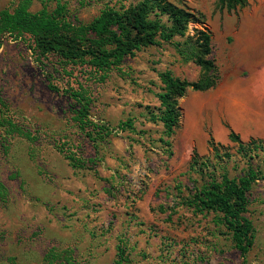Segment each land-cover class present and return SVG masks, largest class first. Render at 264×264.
<instances>
[{"label": "rangeland", "instance_id": "1", "mask_svg": "<svg viewBox=\"0 0 264 264\" xmlns=\"http://www.w3.org/2000/svg\"><path fill=\"white\" fill-rule=\"evenodd\" d=\"M57 2L71 22L87 24L106 6L131 0H0V12L20 5L52 12ZM182 3L202 16L189 31L211 33L220 79L178 100L180 123L170 139L149 120L159 108V74L193 82L200 73L172 46L141 49L94 73L37 58L28 36L0 39V264H115L119 245L128 264H264V179L252 186L254 241L245 260L218 215L195 213L186 201L203 181L190 171L193 153L215 162L210 140L223 146L231 176L249 164L264 175V150L248 160L228 139L232 130L245 145L264 143V0L233 10L220 0ZM68 88L82 92L90 118L110 130L97 147L74 122ZM127 120L132 128L121 130ZM66 157L85 166L73 168Z\"/></svg>", "mask_w": 264, "mask_h": 264}, {"label": "trees", "instance_id": "2", "mask_svg": "<svg viewBox=\"0 0 264 264\" xmlns=\"http://www.w3.org/2000/svg\"><path fill=\"white\" fill-rule=\"evenodd\" d=\"M248 1L220 0L228 10L244 7ZM200 18L201 14L191 11L182 0H131L127 6L118 9L106 6L87 24L71 22L66 5L60 2L52 12L45 8L30 12L25 5H20L12 12H0V39L6 37L16 41L28 36L30 49L37 58L53 56L62 67L85 66L94 73L117 68L125 58L135 56L141 49L163 44L172 46L184 63L196 65L200 73L193 82L174 78L168 71L159 74L163 85L157 95L159 108L157 113H150L149 120L160 122L164 135L170 139L180 123L178 100L188 89L211 90L220 79L211 33L205 27H194L192 32L189 31L190 25L202 24ZM49 88L57 91L53 85ZM63 93L77 105L74 122L78 130L97 147L110 135V130L90 118V101L82 92L68 88ZM119 127L128 130L132 123L127 120ZM228 139L240 146L241 156L248 160L264 150L262 142L252 140L243 144L232 130H229ZM165 144L170 146L169 141ZM209 146L215 162L204 161L196 152L191 158L190 171L199 174L203 181L194 185L186 199L187 206L195 213L218 215V221L231 235L235 248L245 260L254 241V229L247 217L252 186L264 179L263 170L249 164L242 174L231 176L219 154L223 146L211 140ZM66 158L73 168L85 166L79 159ZM117 251L115 264H128L125 245H119Z\"/></svg>", "mask_w": 264, "mask_h": 264}]
</instances>
